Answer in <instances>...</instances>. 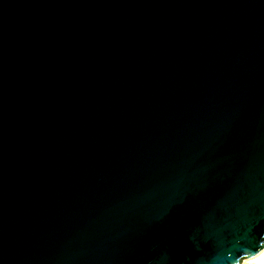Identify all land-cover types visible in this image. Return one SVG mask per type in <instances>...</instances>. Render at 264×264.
Masks as SVG:
<instances>
[{
  "label": "water",
  "instance_id": "obj_1",
  "mask_svg": "<svg viewBox=\"0 0 264 264\" xmlns=\"http://www.w3.org/2000/svg\"><path fill=\"white\" fill-rule=\"evenodd\" d=\"M263 249L264 0H0V264Z\"/></svg>",
  "mask_w": 264,
  "mask_h": 264
},
{
  "label": "bare ground",
  "instance_id": "obj_2",
  "mask_svg": "<svg viewBox=\"0 0 264 264\" xmlns=\"http://www.w3.org/2000/svg\"><path fill=\"white\" fill-rule=\"evenodd\" d=\"M243 264H264V249Z\"/></svg>",
  "mask_w": 264,
  "mask_h": 264
}]
</instances>
